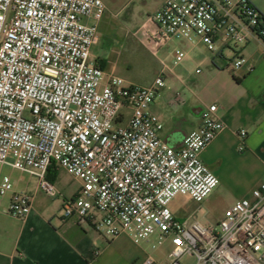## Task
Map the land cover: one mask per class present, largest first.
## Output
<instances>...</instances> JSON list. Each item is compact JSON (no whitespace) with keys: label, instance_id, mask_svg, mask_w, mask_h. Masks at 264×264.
<instances>
[{"label":"built area","instance_id":"obj_1","mask_svg":"<svg viewBox=\"0 0 264 264\" xmlns=\"http://www.w3.org/2000/svg\"><path fill=\"white\" fill-rule=\"evenodd\" d=\"M106 11L102 0H0V207L9 195L7 213L24 220L33 204L2 174L5 166L36 177L51 198L58 191L47 173L62 168L81 182L78 195L63 202L65 219L89 220L109 241L127 235L154 250L170 243L164 259L148 254L142 264H184L185 256L194 264H264V178L216 226L180 222L171 208L178 197L201 203L219 185L201 158L226 128L218 106L202 110L200 127L179 149L163 140L151 110L168 88L166 73L189 57L173 44L212 54L264 44L262 12L250 0H164L146 28L155 55L172 49L145 87L93 57ZM246 62L237 54L227 70L235 76ZM238 135L243 153L247 132Z\"/></svg>","mask_w":264,"mask_h":264},{"label":"crops","instance_id":"obj_2","mask_svg":"<svg viewBox=\"0 0 264 264\" xmlns=\"http://www.w3.org/2000/svg\"><path fill=\"white\" fill-rule=\"evenodd\" d=\"M163 1L151 14L161 7ZM250 1L264 14V0ZM137 20L141 33L148 39V19ZM135 35L138 37L136 32ZM193 49H198L195 57L191 55ZM204 51L203 48L189 51L188 60L196 61L197 70H200V73L196 70L193 84L187 85L183 74L178 71L179 66L172 69L169 75L174 80L170 81L167 74L168 88L160 91L151 110L163 123V140L179 149L186 136L200 127L202 110L211 104L218 106L226 128L203 151L201 158L218 177V186L234 197V204L242 198H251V192L264 178V44L253 40L239 52L235 49H222L216 54ZM237 54L247 62L233 76L227 73V67ZM97 59L103 61L101 56ZM202 67L206 69L204 72ZM179 89L185 90L184 98ZM178 93L180 100L177 101ZM241 130L247 132L243 153L238 151ZM58 170L52 167L47 173L54 186ZM78 182L80 186L72 198L80 192L81 182ZM14 185L16 191L33 196L32 210L24 220L13 218L7 213L10 196L3 199L0 207V264H142L148 255L145 245H136L127 235L109 241L89 220L84 221L78 215L65 219L62 207L64 200L69 198H62L61 214H49L37 194L32 192V181H28L25 187L19 182ZM97 250L100 251L98 255Z\"/></svg>","mask_w":264,"mask_h":264},{"label":"rangeland","instance_id":"obj_3","mask_svg":"<svg viewBox=\"0 0 264 264\" xmlns=\"http://www.w3.org/2000/svg\"><path fill=\"white\" fill-rule=\"evenodd\" d=\"M102 1L106 5L107 11L100 23L101 40L98 46L93 49L94 57L97 59L101 56L107 71L113 72L128 82L145 87L150 86L164 69L161 60H166L172 47H167L155 55L156 47L143 36L140 25L137 26V19L140 22L148 19V16L161 0ZM173 46L182 47L187 51L192 49L184 43H175ZM230 48L235 49V47ZM204 52L210 53L207 50ZM197 53L198 49H193L191 55L195 57ZM198 67L196 61H189L188 58L179 66L178 71L183 74L187 85L193 84ZM201 70L204 72L206 69L202 67ZM227 73H229L228 70ZM166 74L169 75L170 73L167 72ZM169 79L170 81L174 80L171 75H169ZM184 91L179 89L183 98L186 94ZM198 91L203 93L202 89ZM2 174L10 176L14 183L19 182L22 187L27 186L28 181H32V192L37 194L40 204L49 214H61L62 198H72L80 186L77 179L65 169L60 168L55 183L58 197L51 198L46 191L39 189L37 178H31L28 174L8 166L3 168ZM234 201L233 196L226 194L220 186H217L211 195L201 203L186 202L185 198L178 197L172 203L171 208L180 222L198 219L207 226H216ZM154 240L155 237L152 238V241ZM143 245H145L148 254H152L158 259H164L170 248L168 242L157 250L152 249L151 243H143ZM183 263L194 264V258L185 256Z\"/></svg>","mask_w":264,"mask_h":264},{"label":"trees","instance_id":"obj_4","mask_svg":"<svg viewBox=\"0 0 264 264\" xmlns=\"http://www.w3.org/2000/svg\"><path fill=\"white\" fill-rule=\"evenodd\" d=\"M263 14V13H262ZM263 16H264V14H263ZM99 62V64H100V66L102 67V68H105V62L104 61H98ZM49 171H50V169H49ZM47 178H49L48 176H47ZM49 180H50V178H49Z\"/></svg>","mask_w":264,"mask_h":264}]
</instances>
